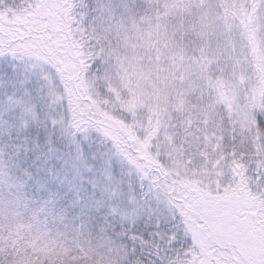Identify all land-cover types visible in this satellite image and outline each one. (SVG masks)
Masks as SVG:
<instances>
[{
    "label": "snow or ice",
    "instance_id": "6c2138e0",
    "mask_svg": "<svg viewBox=\"0 0 264 264\" xmlns=\"http://www.w3.org/2000/svg\"><path fill=\"white\" fill-rule=\"evenodd\" d=\"M0 264H264V0H0Z\"/></svg>",
    "mask_w": 264,
    "mask_h": 264
}]
</instances>
